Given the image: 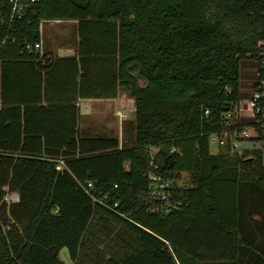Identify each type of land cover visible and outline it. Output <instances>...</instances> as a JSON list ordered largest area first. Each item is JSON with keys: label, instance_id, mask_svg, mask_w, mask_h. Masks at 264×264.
Instances as JSON below:
<instances>
[{"label": "trees", "instance_id": "16d2710c", "mask_svg": "<svg viewBox=\"0 0 264 264\" xmlns=\"http://www.w3.org/2000/svg\"><path fill=\"white\" fill-rule=\"evenodd\" d=\"M54 21L79 23L78 59L26 49ZM260 42L264 0H37L0 57V264H65L63 249L70 264H264L263 154L209 148ZM50 82L56 103L39 106ZM121 89L123 149L80 132L77 107ZM152 155L178 210L150 198Z\"/></svg>", "mask_w": 264, "mask_h": 264}, {"label": "built area", "instance_id": "2783aa9c", "mask_svg": "<svg viewBox=\"0 0 264 264\" xmlns=\"http://www.w3.org/2000/svg\"><path fill=\"white\" fill-rule=\"evenodd\" d=\"M36 2L37 0H0V28L8 26L6 36L0 39V57L3 48L10 40L11 31L14 29L16 22L27 18L33 11ZM40 36L39 42L27 46L26 49L28 51H36L40 55L43 54L42 25ZM12 40L15 41L14 38ZM258 50L257 57L260 59V61H256L258 64V82L254 86L252 96L250 98L240 97L239 101L225 115L226 125L224 131L220 135H212L210 138L211 144H215L221 151L241 153L243 151V148L240 146L241 143L250 141L253 138H259L260 131L258 129L264 133V78L260 79L262 73L264 77V42L259 43ZM118 116L120 119L126 118V116L120 113H118ZM204 117L208 119L210 111H205ZM250 130H253L255 137L250 134ZM154 157L152 155L149 162V166L153 168V171L148 175L152 184L150 198L166 203L168 211L178 210V207L171 203L172 183L158 172L159 167L155 164ZM63 165L64 163L60 162L58 169H61ZM92 190H94V184L88 183L85 191L90 194ZM107 198L105 197L104 200H107ZM117 207L118 204L115 203L114 208Z\"/></svg>", "mask_w": 264, "mask_h": 264}, {"label": "rangeland", "instance_id": "374dc122", "mask_svg": "<svg viewBox=\"0 0 264 264\" xmlns=\"http://www.w3.org/2000/svg\"><path fill=\"white\" fill-rule=\"evenodd\" d=\"M77 30L76 25L73 22H49L43 24V40L44 50H51L54 53L60 50L61 54H71L73 50L76 48L77 44ZM258 82V64L256 61L245 60L241 63V73H240V92L241 97L250 98L253 94L254 86ZM135 103L134 100L130 98V96L126 95V104L118 105V110L121 113H125L128 117L126 121H124V132L121 139H123V147H131L133 146L134 136H135ZM92 122L96 123L94 120H88L86 124ZM102 125V124H101ZM250 134L255 137V133L253 130H250ZM119 136V134H118ZM243 149H248L251 151L262 152L263 154V162H264V141H247L243 142L240 145ZM210 154L212 156H218L220 154L219 148L215 144H210ZM190 177L189 175L182 174L177 179L178 186H184L188 183ZM6 201L8 204H13L18 201L17 194L12 192H8L6 196ZM118 228L113 225V229L116 231ZM98 234L101 236L102 233L99 231ZM102 239L105 236L101 237ZM107 242V241H105ZM60 258L65 264H70L68 252L66 249H63L60 252Z\"/></svg>", "mask_w": 264, "mask_h": 264}, {"label": "crops", "instance_id": "0c3cea01", "mask_svg": "<svg viewBox=\"0 0 264 264\" xmlns=\"http://www.w3.org/2000/svg\"><path fill=\"white\" fill-rule=\"evenodd\" d=\"M54 22H62V21H54ZM72 22L75 23L76 25V30H77V35H78V24L79 23L77 21H72ZM43 24H42V30H43ZM78 43H79V38L77 37L76 48L75 50L72 51L71 54H61L60 50L53 54L51 50H43V54L41 56L48 54L46 59L51 60L52 63L54 61L63 60V59H74V58L78 59V56H77ZM44 87L45 86L43 85V88ZM52 90H55V91L59 90L56 82H50V85L46 87L45 95L47 94V97H45V99L39 106L46 107L50 104L56 103V100H55L56 94H54ZM126 95L128 96L127 92L121 89L117 93V97L115 99H80V98H77V107H78V115H79V125L78 126L80 129V132H82L84 135H89V136L104 135V136H109V137H116L119 140L120 149H123V139H121V136H123L122 134L124 132L123 123L124 121L128 119V117L125 113L123 114L121 113L120 110H118V105L125 106ZM0 108H1V105H0ZM118 113H120L123 116H126V118L120 119L118 116ZM92 119L96 123L93 124L92 122H90L89 124H86L88 120L90 121Z\"/></svg>", "mask_w": 264, "mask_h": 264}]
</instances>
